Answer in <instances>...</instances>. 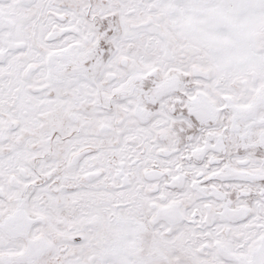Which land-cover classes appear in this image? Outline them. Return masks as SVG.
Here are the masks:
<instances>
[{"label": "snow or ice", "instance_id": "1", "mask_svg": "<svg viewBox=\"0 0 264 264\" xmlns=\"http://www.w3.org/2000/svg\"><path fill=\"white\" fill-rule=\"evenodd\" d=\"M0 264H264V0H0Z\"/></svg>", "mask_w": 264, "mask_h": 264}]
</instances>
